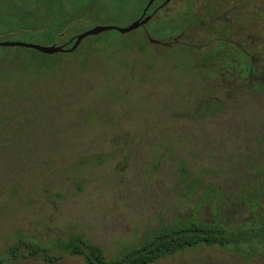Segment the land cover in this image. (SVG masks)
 I'll list each match as a JSON object with an SVG mask.
<instances>
[{
  "label": "rangeland",
  "instance_id": "374dc122",
  "mask_svg": "<svg viewBox=\"0 0 264 264\" xmlns=\"http://www.w3.org/2000/svg\"><path fill=\"white\" fill-rule=\"evenodd\" d=\"M165 1L157 2L154 8ZM165 3L168 5L159 17L183 16L188 8L203 17L206 7H217L219 17L208 18L211 25L236 24L232 12L237 9L246 13L241 15L239 27H254L248 26L252 33L244 35H252L254 44L264 40L263 29L261 33L255 30L264 24L260 11L264 0H222L220 7L218 0ZM201 17L182 37L196 47H189L187 55L198 63L203 54L198 46L208 36ZM129 23L122 20L116 25L126 27ZM151 30L158 31L159 27L152 26ZM146 31L148 28L121 34V40L118 34L106 32L99 35L102 43L98 47L87 38L74 55L59 56V61L61 56L65 61L52 75L32 72L24 78L14 73L6 79L0 76L3 264H51L21 258L13 261L9 249L24 240L42 246L53 256L58 254V241L73 235L99 246L112 259L139 245L150 229L177 216L212 222L220 212L215 207L216 197H208V188L223 185L229 175L216 173L221 165L214 155L217 151L209 145L207 151L206 146L191 139L220 136L217 127L231 120V108L216 122L205 124L193 108L199 102L205 105L225 99L231 80L222 76L209 81L207 75H197L198 63L187 67L191 73L184 69L189 73L184 75L181 62L187 61L186 55L172 53L180 45L157 47ZM228 34L231 36H225ZM105 40L110 42L103 46ZM0 42L35 40L5 34L0 35ZM90 47L95 54L86 57ZM5 52L0 48V55ZM181 163L187 178L203 182L194 186L193 193L189 179H182ZM227 185L225 190L230 194L237 191ZM224 207L234 222L253 218L247 207L229 203ZM54 264L86 263L81 257L65 256ZM154 264H264V238L239 247L201 244Z\"/></svg>",
  "mask_w": 264,
  "mask_h": 264
},
{
  "label": "trees",
  "instance_id": "16d2710c",
  "mask_svg": "<svg viewBox=\"0 0 264 264\" xmlns=\"http://www.w3.org/2000/svg\"><path fill=\"white\" fill-rule=\"evenodd\" d=\"M149 2L150 0H0V35H20L35 40V43H25L42 46L55 45L70 50L79 34L102 23H105L102 24L103 26H117L116 22L129 20L130 25L142 16L146 6L147 10L151 7L148 8ZM180 17L176 16L173 19L176 22L171 18H154L147 26L149 30L147 35L168 39L183 31L185 26L196 24V20H193L191 16V19L187 22L185 21L189 17H184L183 21ZM152 26L159 27V30H151ZM110 32L118 34V39L121 40L122 35L119 32ZM100 37L99 35L92 36L88 39H93L91 40L95 42L93 46L98 47L102 43L99 40ZM109 42L110 40H105L103 46ZM0 48L6 50L4 54L0 55V76L4 79L11 73L18 74L22 78L27 73L32 72L37 76L52 75L51 73L65 61L63 56L59 61L60 55L70 57L75 54L66 51L55 55H46L26 48ZM222 49V47H216L210 54L205 55L206 64L204 65L206 67L201 65L200 70H197L198 73L201 72L202 74L205 69L209 70L210 67L215 68L214 65H209L210 62H217L218 66L228 67V71H230V56L227 58L222 57V59ZM14 50H17V52H14ZM183 51L182 47H179V49L173 50L172 53L179 52L181 54ZM12 52L13 54H11ZM27 52L29 53L27 54ZM85 53L86 57L94 55L95 50L90 47ZM221 59L223 61H220ZM181 63L184 66L183 70L193 65L189 60ZM190 71L189 73L192 72ZM189 73L185 71L184 75ZM230 97L227 96L223 100H214L211 104H205L206 106L204 102H199L193 110L204 121L216 122L223 110L231 106ZM224 100H228L229 103L227 104L228 101ZM231 120L225 122L229 123ZM217 138H221V141ZM194 141L202 144L203 147L206 146L207 151L209 149L208 145L212 151H217L214 155L217 156V159L219 158L221 165L215 171L218 175H229L223 185L208 188V193L211 194L208 197L210 200L214 196L216 197L215 207L220 210L214 221H203L198 217L177 216L170 223L162 224L159 228L150 229L139 245L112 259L108 258L99 246L85 240L81 235H73L67 240L58 241V254L53 256L49 254V250L38 244L19 240L9 249L11 260L33 259L54 264L65 256H78L86 264H154L161 259L201 244L239 247L258 240L252 238L253 235L261 234L264 238V176L234 175L230 135H220L213 139L209 137H206V139L203 137V140L202 137L191 139V142ZM244 164L250 165L251 163L245 161ZM259 164L261 163L255 161L254 166H259ZM251 165L249 168H251ZM180 168L185 175L182 179H189L192 193L195 185H203L201 181L193 182V180L187 178L188 174L185 173L188 172L183 163H181ZM242 171L240 169V172ZM226 185L228 187L235 186L237 191L230 194L225 190ZM227 203L231 206L237 204L249 208L254 213L253 218L246 221L240 219L238 222H234L232 214L224 207ZM221 207L224 208L221 210ZM0 264L3 263L0 262Z\"/></svg>",
  "mask_w": 264,
  "mask_h": 264
},
{
  "label": "flooded vegetation",
  "instance_id": "af4514ba",
  "mask_svg": "<svg viewBox=\"0 0 264 264\" xmlns=\"http://www.w3.org/2000/svg\"><path fill=\"white\" fill-rule=\"evenodd\" d=\"M159 1L161 0H155L148 10L146 9L147 6L145 7V11L139 19L144 20L149 17L150 21L145 25H142L139 29L142 28L147 30V26L156 17L170 19V15L159 17L161 10L168 5V3L166 4L165 2L169 0H166L163 3L164 5L161 4L160 6L154 8L155 4ZM218 3L220 4V7L222 0H218ZM218 9L219 8L210 5L205 8V13L203 14V17H201L197 16L195 12H192L191 9L188 8L186 9L187 13L183 16H178L183 18L189 17V19L187 18L185 22L190 20L191 16L193 20H196V24H190L187 26L184 25V30L181 31L177 37L175 36L174 38V36H172L171 38L166 39L170 40L168 42H164L163 39H154L149 35L148 37L157 47L168 46V49H171L175 45H180V47L184 50L183 53L186 55L187 61L189 60L193 65H197L196 63L198 62H196L193 58L190 60V57L187 55V51L189 50L188 48H192L194 46L191 47V45H188L190 43L184 41L182 37H185L183 34L191 30L192 27L197 26L199 21L198 17L203 19V22L206 23V25L202 28L204 33L208 34V36H206L207 40L203 42L202 45L200 44L198 46L201 51L203 50L202 57H199L200 63L198 64H206L205 55L210 54L216 47L223 48L221 50V58H227L230 56L231 60L230 71H228V67H222V65L218 66L217 62H210L209 65H214L213 67L215 68L212 69L210 67L209 70L205 69L202 74L199 72L197 75H207L211 79H208L209 81L219 79L222 76H227L231 80V89L229 93L225 95L231 96L232 98L230 111L232 112V118H235V120L232 119L229 123L224 122L221 124L222 127H217V129L221 130L220 135L228 134L231 136L234 175L264 176V40L258 44H254V38L250 41L252 35H244V32L252 33L251 31H248V26L252 25L249 24L248 26H244L242 29L239 27L238 22L244 12L242 13L241 11H237V9L232 12L235 13L236 24L235 22H228L225 23L226 26H223L222 24H217L218 26L216 24L211 25L213 23L208 18L217 16L215 18L217 19L219 17ZM260 11L262 12V16H264V9ZM246 12H250V9ZM175 17L176 16L171 19H174ZM245 29H247V31H243ZM252 29L254 30L253 26ZM256 29H258L257 32L261 33L262 31L260 29H263L264 31V24L262 28H259L258 26V28L255 27V30ZM227 33H231V36L230 34L225 36ZM222 59L220 61H223ZM204 67H206V65H204ZM228 108L229 107H226L224 110L227 111ZM203 124H205V121ZM245 161H248L249 164H253H250L251 168H249L250 165L244 164ZM255 161L261 164H259V166H254ZM240 169L243 171L240 172ZM238 221L239 220H236V222ZM261 237H263L261 234L252 236V238L257 239Z\"/></svg>",
  "mask_w": 264,
  "mask_h": 264
},
{
  "label": "water",
  "instance_id": "95a60500",
  "mask_svg": "<svg viewBox=\"0 0 264 264\" xmlns=\"http://www.w3.org/2000/svg\"><path fill=\"white\" fill-rule=\"evenodd\" d=\"M155 0H150L149 4H148V8L154 3ZM150 21V18H146V19H139L136 20L134 22H132L129 26L127 27H118V26H95L94 28L79 34L76 37L75 43L73 45V47L70 50H65L63 47L61 46H42L39 44H32V43H25V42H0V47H8V48H26V49H32L35 51H38L42 54H46V55H55L58 53H64L66 51L69 52H74L76 51L80 44L87 38L92 37V36H98L101 35L103 33L106 32H110V31H117L120 34H128L131 33L137 29H139L142 25H145L146 23H148Z\"/></svg>",
  "mask_w": 264,
  "mask_h": 264
}]
</instances>
